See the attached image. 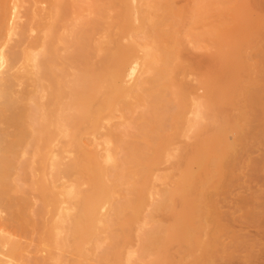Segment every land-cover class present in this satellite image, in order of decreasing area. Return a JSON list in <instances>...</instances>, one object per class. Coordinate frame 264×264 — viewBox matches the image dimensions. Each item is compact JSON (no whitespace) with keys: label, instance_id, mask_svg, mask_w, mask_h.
<instances>
[{"label":"bare ground","instance_id":"1","mask_svg":"<svg viewBox=\"0 0 264 264\" xmlns=\"http://www.w3.org/2000/svg\"><path fill=\"white\" fill-rule=\"evenodd\" d=\"M261 2L0 0V264L228 252L211 202L263 135Z\"/></svg>","mask_w":264,"mask_h":264},{"label":"rangeland","instance_id":"2","mask_svg":"<svg viewBox=\"0 0 264 264\" xmlns=\"http://www.w3.org/2000/svg\"><path fill=\"white\" fill-rule=\"evenodd\" d=\"M256 9L255 11H261L264 14V0ZM23 13L22 9L20 14ZM21 18L23 20L24 15ZM262 21L260 27L262 37L260 35V38L264 40V19ZM251 54L253 59L263 60L262 63H264V48L259 52L254 50ZM261 80H264V76L261 77ZM255 133L259 134L257 130H255ZM260 133L263 134L262 136L259 134L261 137H254L257 142L259 141V144L254 140L253 144L248 143L247 148L242 146L241 143H247L250 140H244V137H241L239 139L241 145H238L239 148L237 147L232 154L233 157L230 156V163L232 162L230 171L234 172L233 175H230V194H228V190L227 195H222V191V197H219L221 203L219 204L216 202L217 197H215L216 200L210 197L213 198L212 204L210 203L214 206L213 214L215 218L218 217L221 221L219 227L223 232L220 231L222 234L226 233L223 234L222 240L225 239L226 244L229 245V250L225 248L228 252L220 246V251L223 248L226 252L222 251L223 255L214 250L215 258L217 256L219 258H212L214 260H210V264H264V129ZM251 134L246 137L249 139ZM224 190L226 192L227 189ZM221 206H223V211L219 208ZM227 213H230V215ZM226 222L230 224H228L230 229L225 226ZM226 244L225 247H227ZM215 246L217 247V245Z\"/></svg>","mask_w":264,"mask_h":264}]
</instances>
